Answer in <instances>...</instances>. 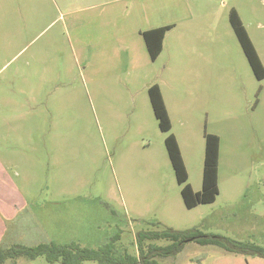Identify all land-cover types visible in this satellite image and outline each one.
Wrapping results in <instances>:
<instances>
[{
	"label": "rangeland",
	"instance_id": "obj_1",
	"mask_svg": "<svg viewBox=\"0 0 264 264\" xmlns=\"http://www.w3.org/2000/svg\"><path fill=\"white\" fill-rule=\"evenodd\" d=\"M233 8L264 63V0H0V208L19 212L0 246L97 247L118 235L117 250L134 256L138 232L167 226L264 245V79L233 29ZM169 24L153 60L142 32ZM155 83L168 131L150 100ZM209 133L220 137L219 193L188 208L165 139L176 136L198 191ZM153 259L264 264L197 241ZM5 264L62 263L40 255Z\"/></svg>",
	"mask_w": 264,
	"mask_h": 264
},
{
	"label": "trees",
	"instance_id": "obj_2",
	"mask_svg": "<svg viewBox=\"0 0 264 264\" xmlns=\"http://www.w3.org/2000/svg\"><path fill=\"white\" fill-rule=\"evenodd\" d=\"M230 21L255 76L258 79H264V63L235 8L231 11ZM172 27L173 24H169L142 32L150 57L153 60L161 53L165 34ZM148 90L160 128L163 131L170 130L172 126L171 119L160 86L155 83ZM165 142L177 179L180 183H184L182 196L186 206L193 208L201 203L215 201L219 193L218 159L220 137L213 133H209L206 136L203 187L202 190L198 191H195L191 183L187 182L188 172L176 136L169 134ZM117 239L118 235H114L109 241L97 247L84 246L75 241L67 243L55 241L40 242L33 246L14 243L9 246H0V264H5L8 260H16L21 257L35 259L40 255H44L50 262H60L62 264H82L85 261H93L98 264H156L154 257L176 255L188 241H197L204 245H217L236 254L264 257V245L226 236L204 234L198 227L175 229L167 226L159 231L138 232L136 239L139 255L134 256L120 253L116 248ZM156 239H165L168 243L156 245L146 242V240ZM147 247L148 251H146Z\"/></svg>",
	"mask_w": 264,
	"mask_h": 264
},
{
	"label": "crops",
	"instance_id": "obj_3",
	"mask_svg": "<svg viewBox=\"0 0 264 264\" xmlns=\"http://www.w3.org/2000/svg\"><path fill=\"white\" fill-rule=\"evenodd\" d=\"M151 29V28H150ZM146 30H148V29H146ZM144 38V37H143ZM18 213L19 212H16V214H14V213H10V214H7V213H5V212H3V210L0 208V221L3 223V225L0 223V231L1 230H4V228H5V222H10V221H12L13 219H14V217H17L18 216ZM10 217H12V218H10ZM9 219H12V220H9ZM6 220V221H5Z\"/></svg>",
	"mask_w": 264,
	"mask_h": 264
}]
</instances>
